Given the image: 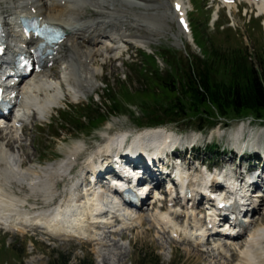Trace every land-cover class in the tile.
<instances>
[{
	"label": "rangeland",
	"instance_id": "obj_1",
	"mask_svg": "<svg viewBox=\"0 0 264 264\" xmlns=\"http://www.w3.org/2000/svg\"><path fill=\"white\" fill-rule=\"evenodd\" d=\"M8 1H1L0 10L10 8ZM112 1L110 3L118 0ZM132 1L140 4L146 2L147 9L141 10L138 7L127 9L124 15L126 17L117 28L125 35L139 33L145 38L143 40L147 42L146 45H139L140 42L134 41L123 43L121 49L116 51V56L122 52L118 59H111L107 54L98 55L94 61L97 67L96 78L92 80L94 86L83 89L84 92L80 93L78 99L72 100L67 95L62 96L47 116L43 119H40L38 115L29 118L20 132L0 129V141L3 142L4 138L12 136V149L16 152L17 146H22L27 153V161L35 164L36 170H40L48 163L63 161L68 149L78 140L85 143L87 150H96L106 133L110 136L127 130L134 135L145 129L157 128L160 131L165 129L176 138L188 140L197 136L199 143L215 140L218 145L220 144V151L224 148L226 153L229 144L234 141L233 134L238 131V126H241L242 122L245 128L249 129L252 126L254 132H261V128L264 129L263 119L256 120L250 114L236 116L229 113L221 116L216 112H212L207 119L204 118L206 122L215 124L209 125L208 129L201 132H198L196 128L198 122L193 120L175 122L166 120L164 124L152 125L149 124L141 106L143 102L169 105L172 102L169 99L173 95L162 91L164 87L159 82L160 78L177 79L180 83L193 61H196L198 66H201V62L204 65L205 61L209 62L208 64L212 65L211 79L214 82H230L232 78H230L229 70L233 61L260 69L264 63V13L257 16V10L245 4L233 3L229 9L222 8L217 4L218 1L212 3V0H183L188 11L189 26L187 30L182 31L172 10L175 0ZM103 7L90 1L78 7L76 11L84 16L104 14L110 10L108 7L111 6L106 3ZM139 13L148 15L146 26L138 27L137 23H134L135 14L139 15ZM70 37V34H67L64 43H67ZM65 48L66 46L59 49L57 61L49 66V69L55 67V71H58L51 77L53 79L63 77L62 63L67 59ZM129 56L134 60L133 62L126 60ZM144 87H151L157 91L151 98L153 102L149 100L150 94L146 92L147 89H143ZM60 88L64 92L66 85ZM106 97L114 101L115 114L108 113L110 102L105 99ZM96 106H102L98 116L92 113ZM65 111L68 115L72 112L71 118ZM83 112L88 113L90 117L88 122L78 118ZM100 118L103 120L101 121ZM192 122L195 123L192 124ZM73 125H78L79 129L73 130L71 127ZM56 128H61L60 133ZM57 132L59 135L56 134ZM146 133L152 134L150 131ZM235 156L238 155L233 152L220 156L215 163H208L206 159L204 164L209 166L225 164L226 170L233 171L241 166H248V161L244 159L246 155H243V158ZM184 159L186 162L193 163L188 155ZM84 161L85 159L81 158L78 165L82 167ZM249 166L254 168L255 164ZM57 175L55 174L52 178L54 184ZM65 180L58 178V185H53L50 192L61 194L67 188L69 179ZM18 193L21 196L26 195L25 200L29 202L26 208L21 207L22 210H41L49 205V202L33 197L26 187ZM176 203L164 201L151 204V201L147 200L139 208H130V210L142 213L143 217L147 214L146 216L149 217L157 209L161 212L174 208L180 209L179 203L178 205ZM160 205L163 208H160ZM180 213L178 219L183 217L182 212ZM199 216L201 218L202 214L200 213ZM254 218L255 221L247 226L245 233L241 236L254 230L257 225V227L263 226L259 223H264V196ZM144 222L142 227L136 226L134 231L124 229L123 235H112L114 238L109 239L117 243L119 241L115 249L112 243L108 247L96 246L86 241L79 243L75 238L60 239L35 228H28L26 233L0 228V264H64L65 260H68L67 264H79L83 260H92L93 264H151L154 256L159 258V264H220L222 259L230 260L229 264L238 262L236 249L219 256L211 253L213 257L211 259L206 256V253L199 254L197 251V249L206 250L208 245L195 247L192 243L169 238L168 232L159 226ZM209 241L212 244L224 240L215 237ZM230 241L232 240L227 242ZM234 243L237 246L240 242L234 241Z\"/></svg>",
	"mask_w": 264,
	"mask_h": 264
},
{
	"label": "bare ground",
	"instance_id": "obj_2",
	"mask_svg": "<svg viewBox=\"0 0 264 264\" xmlns=\"http://www.w3.org/2000/svg\"><path fill=\"white\" fill-rule=\"evenodd\" d=\"M1 1L2 0H0V3ZM90 1L100 4L102 7L107 3L111 6L108 7L110 10L104 14H92L90 16H84L76 11L78 7L84 6ZM110 2L113 1L9 0L8 3L10 8L0 10V19L4 24V33L7 40V53L9 50V53H11L17 45L22 46L28 43L31 46L33 43L32 35L26 37L19 31L16 16L19 17V15L23 13L28 12L40 15L43 21L61 26L71 36L67 43L62 41L58 45L59 48H64L66 46L65 58L67 59L62 63L64 65L62 70L64 79L60 81V78L57 80L51 78L58 72L55 71V67H53L51 71L45 69L42 73L28 77L21 87L15 89L19 95V107L16 114L17 118L21 120V123L24 122L25 117H28L31 112L32 116L37 117L38 115L40 119H43L49 114L52 108L58 104L62 96L67 95L72 100H75L79 98L80 93L84 92L83 89L93 87L94 84L92 80L96 78L97 72L94 61L98 55L107 54L110 55L109 58L113 59L116 55V51H119L121 48L120 44L125 42L129 43L130 41H134L136 43L140 42L138 43L139 45H146L147 42L144 41L145 38L139 33L125 35L117 26H119L122 19L126 17L124 15L127 9L131 7H138L141 10L143 8L147 9V3L143 2L140 4L132 0H118L114 3ZM177 4L180 5V10L176 12V14L183 15L186 13L184 1L175 0L172 4L174 9ZM254 6L257 13H264V0H257L254 2ZM227 7L231 8L232 5L228 4ZM135 17L133 21L137 23L138 27L146 26V21L148 19L146 13H139V15L135 14ZM57 58L58 56L56 55H48L43 59V63L49 64L51 61L56 62ZM1 74L3 75L4 72H1ZM65 84L66 88L63 92L60 87H65ZM10 128L12 129L13 126ZM149 131L152 132V134L146 133ZM164 132L165 129L160 131L157 128L138 131L133 137L131 144L128 146V151L131 150L133 157L136 158L130 160V162L135 169L138 170L144 184H161V177L165 175L163 174L162 165L157 157L150 160L148 159L151 155L148 153L149 147H147V145L151 143L152 137L162 139V133ZM170 134L171 133H169L167 137H170ZM107 135L109 136V133ZM241 135L240 129L234 133L232 136L234 142L240 138ZM105 138L106 137H104L103 140ZM12 139L13 137L11 136L6 139L4 138V140H2L3 142L0 141V166H3L0 167V173L5 169L10 170L16 175V183L18 186L13 190L11 181H9L7 187H4L2 182H0V228H4L8 231H19L21 233H26L29 230L28 228H35L40 229L44 234L60 239L70 240L75 238L79 243L86 241L96 246L100 245L107 247L112 243L115 249L119 241L117 243L109 239L113 237L112 235L121 236L124 234V229L134 231L136 226L142 227L145 223L144 221H147L168 232L169 238L181 242L192 243L195 247L200 246L202 243H204L203 245L205 246L208 245L209 247H207L206 250L196 249L199 254L206 253V256L211 259L213 258L211 253L219 256V254H226L231 252L232 249H236L239 258L237 260L238 262L235 264H254L255 258L246 245V239L254 241L264 240V223H259L261 225L263 224V226L257 227V225L254 230L241 236L240 234L246 231V227H244L240 230L239 234L234 237V240H232L233 242L230 241L227 243L225 241L221 243L219 241L210 244V241H203L201 243L203 239L200 235H204L207 232L206 229H200L202 223L196 212V209L200 208L198 205L196 208L193 206H191V209L183 208L184 218L181 220L178 219L180 213L176 208L164 212L157 209L158 211H154L155 213H151L149 217L146 216L147 214L143 217L142 213L131 211L128 209L129 206L115 200L114 195L108 193L107 188H102L100 190L90 188L91 192L84 188L83 194H78L73 189L70 190L68 200L64 207H47L33 211L22 210L21 207L26 208L24 207V203L27 202V200H25L26 195L23 194L21 196L18 192H22L23 188L26 187L29 193L37 198L34 194L35 189L47 187L50 190L53 185L56 186V180L62 178L63 175L71 170L76 162L89 150H87L84 142L78 140L68 149L63 161L59 163H48L40 168V170H36L35 164L27 161V153L24 152L22 146L18 145L16 152L12 149ZM124 157H126V155L120 152L118 158L114 160L113 165L116 166L117 162ZM164 167L168 168L166 163H164ZM235 173H237V171ZM55 174L58 175L56 176L54 184L52 178ZM185 176L191 188L188 194L190 197L186 201V204L189 202L194 205V202L198 198L199 191L197 190L200 189H198L197 185L193 186V184H190V179L192 178L189 174H185ZM195 176L198 177L197 174ZM199 176H201V183L204 182L203 184L206 185L218 181L221 178L222 180L225 179L223 176L216 173H206ZM99 178H103V175L99 176ZM249 181L253 184L261 185L264 181V170H256L249 175L246 182L243 184V189L247 188ZM52 192L46 199H43V202H46L45 200L49 202L52 199ZM259 194L260 192L256 193L255 196ZM169 200L175 201V199ZM21 202H23V204ZM247 205L250 207L256 206V204L250 202L249 195L244 199V206L247 207ZM104 209H108V212L98 214ZM210 217L209 215L207 216L206 223L210 220ZM260 219L262 220L261 216ZM117 220L118 224H115ZM244 220H246L245 216ZM251 222H254V220L252 219ZM251 222H249V224H251ZM234 241L240 242L237 245L238 247L235 246ZM100 246L98 247L102 248ZM222 260L220 264H229L230 260Z\"/></svg>",
	"mask_w": 264,
	"mask_h": 264
},
{
	"label": "trees",
	"instance_id": "obj_3",
	"mask_svg": "<svg viewBox=\"0 0 264 264\" xmlns=\"http://www.w3.org/2000/svg\"><path fill=\"white\" fill-rule=\"evenodd\" d=\"M195 62L193 61L188 66L187 73L180 80V83L177 79L160 78L159 82H161L160 84L165 89V91L164 89L162 91L168 95H173L169 99L172 100L169 105L162 106L161 104L149 102L141 103L147 120H149V124H164L167 122L166 120H169V122L193 120L198 122L196 125L198 130H204L209 125L215 124L214 122L209 123V121L206 122L204 120L212 112H216L221 116L232 113L236 116L250 114L257 119L264 118V63L260 69H257L252 65H240L237 61H233L229 70L230 78L232 79L229 83H224L223 81H212L211 71L213 69L212 65L208 64L209 62L205 61V65L201 62V66H198ZM143 89H147L146 92L150 94L149 100L152 101L151 98L157 91L151 87H144ZM183 96H187L188 101ZM105 99L110 102L108 105L109 109H107L108 113L115 114L116 107L114 106V101L110 100L109 97ZM101 110L102 106H96V109L92 110V113L98 116ZM71 113L69 112V115L66 113L69 118H71ZM78 118L84 121L86 120L87 122L90 120L88 113L84 112ZM100 119L101 121L103 120L102 118ZM195 122H192V124ZM77 126L73 125L71 127L73 130H77L79 129V126ZM56 129L60 133L61 128ZM206 149L213 154V151L216 150V145L206 146ZM67 263L68 260H65L64 264ZM79 264H93V261L83 260ZM151 264H159V258L154 256Z\"/></svg>",
	"mask_w": 264,
	"mask_h": 264
},
{
	"label": "clouds",
	"instance_id": "obj_4",
	"mask_svg": "<svg viewBox=\"0 0 264 264\" xmlns=\"http://www.w3.org/2000/svg\"><path fill=\"white\" fill-rule=\"evenodd\" d=\"M233 150L237 151L236 149ZM252 151H264V134H260L254 138L249 148L247 149L248 153ZM242 171H246V169H242ZM92 174L93 173L91 171V168H87L84 172V178ZM9 181H11L12 188L13 190H15L18 186L16 183V175L10 170L5 169L2 173H0V182H2L4 187H7ZM81 184H83V179L81 180ZM34 194L37 198L43 200L46 199L49 195H51V192L47 187H41L35 189ZM246 245L249 248V251L252 256L255 258L254 264H264V240L254 241L246 239Z\"/></svg>",
	"mask_w": 264,
	"mask_h": 264
},
{
	"label": "snow or ice",
	"instance_id": "obj_5",
	"mask_svg": "<svg viewBox=\"0 0 264 264\" xmlns=\"http://www.w3.org/2000/svg\"><path fill=\"white\" fill-rule=\"evenodd\" d=\"M176 8H177V10L179 11V10H180V5L177 4V5H176ZM180 23H181V24L185 27V29L187 30V24H186V22L184 21L183 16H181ZM34 24H38V22H34ZM42 34H43V33L40 32V31H37V32H36V35H37V36H40V35H42ZM0 91H2V90H0Z\"/></svg>",
	"mask_w": 264,
	"mask_h": 264
}]
</instances>
